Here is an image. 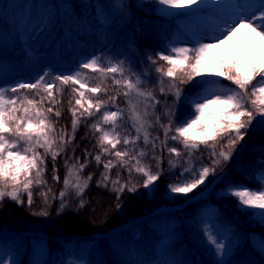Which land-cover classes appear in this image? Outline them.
Listing matches in <instances>:
<instances>
[{"label":"trees","instance_id":"obj_1","mask_svg":"<svg viewBox=\"0 0 264 264\" xmlns=\"http://www.w3.org/2000/svg\"><path fill=\"white\" fill-rule=\"evenodd\" d=\"M192 9L180 10L181 13H176L177 10H162L157 0H2L0 86L14 85L19 82V77L28 74L36 78L38 72L31 71V66L41 70L49 66L48 78L53 81L58 74L76 72L82 58L101 57L104 67L109 62L123 61L125 75L132 79L140 76L144 81L142 88L152 90L160 100L155 115L162 117L161 123H168L163 114L170 108L175 112L173 127L178 126L189 111L188 106L183 102L177 103L171 94L165 97L159 93L161 85L154 69L156 66H163L166 70L167 65L159 60L157 65H153L148 58L156 59L160 52L169 54L173 40L183 41L189 38L190 44L183 43L182 47L193 46L195 40L185 35L182 29ZM41 23L44 26L35 35ZM26 42L34 48L33 58L25 53ZM244 44L243 35L237 47L212 55L210 63L214 64L218 58L227 56L230 52L235 53ZM80 71L82 82H87V87L101 84L108 89L107 93L98 94V98L107 100L119 93L116 106L110 104L98 113L93 109V116L81 117L73 142L64 148L55 161L50 155L45 158L42 167L45 168L44 179L47 185L33 187L34 204L31 207L26 203V196L23 207L9 199L0 204V264H36L38 243L42 241L41 244L46 248L41 264H74L70 262V250L80 251L87 247L91 248L95 264H142L144 255L155 252L161 229L165 225H173L175 229L168 251L181 255L180 264H219L199 236V221L211 205L216 206L217 217L222 223L230 225L238 241L230 264H264V245L259 239L264 240V224L250 210L241 209L234 197L223 192L231 184H260V180L254 175L257 167H264V124L260 122V117L253 120L244 140L237 144L232 158L222 162L215 174L209 175L204 184L188 194H171L167 185L175 183L184 168L199 170L202 166H211L213 157L207 146L201 145L200 150L189 158L181 143L169 140L167 147H176L183 154L176 158L175 154H169L162 147L164 134L158 126L150 129L151 137L159 138L155 141V151L150 144H143L142 137L135 146L118 144L113 152L127 148L134 155L135 151L143 149L147 156L142 159V163L149 165L153 172H163L157 181L156 190L151 192L143 187L146 177L134 171L129 175L126 167L117 165L111 171V179L119 176L122 183L137 186L135 193L126 191L118 201L111 183L107 187L98 184L103 179L101 174L105 172L103 164L116 158L104 154L100 165H97L94 156L100 152L97 143L101 133L96 132L93 125L100 120L105 110H116L118 107L124 109L125 113L124 119L118 121L120 127L117 132L121 141L125 136H135L131 122L127 119V101L130 98L135 101L136 97L134 93L131 97L124 96L125 89L112 83V74L102 80L99 72L86 69ZM116 78L121 77L117 75ZM230 83L224 81L226 85ZM255 83L254 81L253 84ZM55 85L62 89L55 93L56 99L60 101L55 107L61 115L56 117L54 113L50 114V119L57 130V137L66 133L67 138V135L72 134L70 109L76 106L75 100L80 98L73 89L79 85L71 82L61 85L59 81H55ZM183 87L186 94L191 95L194 91L190 84ZM250 90L251 86L249 93ZM27 94L29 98H33L35 91ZM40 95L46 94L41 91ZM35 98L39 99L38 96ZM90 98L95 97L85 91V100ZM49 106L45 103L43 108L46 110ZM140 108L143 109V104ZM149 111L152 109L149 108ZM152 119L154 122V117ZM104 127L107 130L110 125ZM227 140L228 137H224L216 142L217 153L221 148L227 150ZM209 144L212 142L209 141ZM86 150L90 153L87 157ZM39 151L43 153L44 150ZM154 156L160 158L158 167ZM77 158L79 163L88 160L81 178L86 179L91 174L92 179L81 196H76L75 190L69 192L67 206L57 215L60 201L53 200L52 196L55 194L59 197L67 168L76 163ZM170 159L176 164L175 168H170ZM132 163L134 161L128 167ZM76 166L79 167V164ZM53 168L60 177L59 182L52 178ZM49 188L52 191L48 196L49 203L45 205L40 193L47 192ZM81 199L84 201L83 207L80 206ZM118 203L121 205L119 208ZM44 208L49 212L47 217L33 215ZM3 254L7 256L5 259V256L1 259Z\"/></svg>","mask_w":264,"mask_h":264},{"label":"snow or ice","instance_id":"obj_2","mask_svg":"<svg viewBox=\"0 0 264 264\" xmlns=\"http://www.w3.org/2000/svg\"><path fill=\"white\" fill-rule=\"evenodd\" d=\"M199 0H157L162 6V10H186L192 5H196ZM250 29L255 34L252 37L244 32ZM243 34L245 44L235 53H229L217 59L211 64L212 53L216 49H221L233 37ZM213 42H204L205 40ZM169 54L163 52L157 53V58L148 59L153 65L157 61L166 62V70L163 66H156L155 72L158 74V81L161 85L159 93L165 97L171 94L175 97L177 103L183 102L188 106L189 111L178 126L173 127L175 122V112L168 109L163 114L168 123H161L162 117L155 115V110L160 104L156 94L152 90H144L142 84L144 81L140 76L132 79L125 75L124 62H109L104 67L101 57L92 56L80 62L76 72L71 74H58L49 82L48 72L39 75L33 82H17L14 85L0 86V204L5 199L23 207L26 203L29 207L34 204L33 187L47 185L44 179L45 158L51 156L55 161L56 157L70 145L75 139L76 130L81 123V117H91L95 113L107 108L110 104L116 106L117 96H111L107 100L98 98V94L107 93L108 89L101 84L96 87H87V82H82V73L80 69H86L93 72H99L101 79L111 75L112 83L116 86H122L125 91L123 95L131 97L135 94V101L128 99L127 119L131 122V127L135 131V136H125L120 139L117 128L120 127L118 121L123 120L124 109L116 107V110H105L102 117L93 127L96 132L101 133L98 138L97 146L100 152L94 156V160L99 166L104 154L113 155L116 159H109L103 164L105 172L102 173L103 179L98 184L105 187L111 183L113 191L117 193V200L126 191L135 193L137 186H129L128 182H121L119 176L111 179V171L117 165L121 168H127L129 175L133 173L142 174L146 179L143 181L145 189L154 192L157 187V181L163 175L162 170L153 172L149 165L142 163V159L147 153L140 149L135 154H130L129 149L124 151H115L118 144L137 145L143 138L145 146L151 145L152 150H156L155 141L158 137L152 138L150 129L158 126L164 134V140L161 141L162 147L167 149L169 154H175L180 158L183 154L176 147H167L168 141L179 142L187 150L189 158L193 153L200 150L204 145L210 149L211 166H202L199 170L193 168H184L176 182L167 185V190L171 194H188L198 186L205 183L209 175L216 173L217 168L222 162L229 161L237 149V144L244 140L247 130L252 125L253 120L258 116L260 122L264 124V6H260L256 11L246 13L242 6H237V18L229 21L223 26H219L213 31V34L203 37L193 42L192 47L172 46L169 48ZM119 75L121 78L117 79ZM165 78L167 83L165 84ZM223 78V79H219ZM55 81L61 85H67L70 82L79 85L73 91L79 94V99L75 100L72 107V134L66 133L56 135V128L50 119V114L56 117L61 115L56 109L60 103L56 99L55 93L62 91L56 88ZM224 81L231 82L230 85L224 84ZM256 82L253 84V82ZM190 84L194 90L191 95L186 94L184 85ZM249 86L251 90L249 93ZM198 89V90H197ZM26 90V91H22ZM35 91V96L29 98L27 92ZM41 91L46 95H40ZM85 91L91 93L94 99L85 100ZM39 97L36 99L35 97ZM48 103L50 106L45 110L43 105ZM87 104V107H85ZM143 104L141 110L140 105ZM39 105V106H38ZM149 108L152 111H149ZM82 109V111H81ZM79 113V115H78ZM152 117H154V122ZM104 125H110L105 129ZM224 137H228L227 150L223 148L216 152V142ZM209 141L212 144H209ZM105 145H109L107 147ZM43 149V153L39 151ZM90 153L85 151V156ZM127 157V159H126ZM218 157V158H217ZM159 166V157H153ZM130 167L128 165L133 162ZM67 160L65 164L67 165ZM79 164V167L76 164ZM170 168H175L173 160H169ZM88 166V160L68 166L67 174L64 177V187L59 192V197L53 194L52 199H59L60 211L67 206L66 198L70 191L75 190L76 196L81 194L88 187L92 179L91 174L86 178H81V173ZM53 168V180L59 182L60 177L55 174ZM189 177H192L189 179ZM49 188L47 192H41L45 205L49 203ZM225 195L234 197L241 209H248L253 212L264 214V174L260 177V187L250 189L247 185L237 184L229 186ZM84 201L81 199L80 206L83 207ZM121 207L118 203L117 208ZM258 210V211H256ZM33 215L47 217L49 212L46 208ZM208 243L214 246L216 254L223 256L227 247L219 239V234L213 235L211 230L205 233Z\"/></svg>","mask_w":264,"mask_h":264},{"label":"rangeland","instance_id":"obj_3","mask_svg":"<svg viewBox=\"0 0 264 264\" xmlns=\"http://www.w3.org/2000/svg\"><path fill=\"white\" fill-rule=\"evenodd\" d=\"M2 0H0L1 2ZM242 6L243 10L246 13H251L256 11L260 6H264V0H199L196 5H192V11L189 13V18L186 23L183 24L182 29L183 33L190 37L191 39L197 41L203 37L213 34V31L219 28V26H223V24L232 21L237 18V6ZM4 17V15L2 16ZM205 29L206 32L202 31ZM244 32L248 33L252 37H255L254 33H251L250 29H245ZM243 34L237 35L233 37L232 41H229L226 45H224L221 49H216L213 51L212 55L223 53L224 51L233 49L237 47L242 40ZM190 39L185 38L183 41L173 40L172 46L182 47L183 43L190 44ZM204 42H213L210 40H205ZM26 50L25 53L29 55L30 58L34 57V48L28 42L25 44ZM85 60V58H83ZM33 72H38L39 75L43 74L45 71H42L39 67L31 66L29 67ZM49 66L46 67V70ZM48 79V77H47ZM35 77L31 74L20 79V82H33ZM49 82L52 80L48 79ZM255 178L260 179L261 175L264 174V167H257L254 171ZM242 185H247L245 183H237ZM232 184L229 186L237 185ZM228 186V187H229ZM250 189H258L260 184L257 183L256 186H249ZM226 187L223 192L225 193ZM258 211V210H256ZM252 212V211H251ZM253 213V212H252ZM216 210L214 207H210V209L206 212L205 217L203 218L200 224L199 234L201 235L202 240H204L208 250L211 252L213 256H215L219 263L221 264H230L231 254L235 247V238L231 232V228L229 226H225L221 224L218 218L215 216ZM255 218H257L262 224H264V214L257 213L253 214ZM211 230L213 235L219 234V239H221L224 244L229 247L226 248L223 256H218L216 254L214 246L210 245L206 239V231ZM163 239H161L158 250L156 254H153L152 257L149 254L144 256L143 264H179L181 260V256H176L172 254L166 253L165 249L167 248V240L169 237V233L171 229L165 228L163 230ZM262 244L264 245V240L259 238ZM43 242V241H42ZM42 242L38 243L39 249V257L38 261L42 259V252L44 251V244ZM8 254V252H7ZM5 256L3 254L1 259ZM7 256L4 257V259ZM70 259L75 264H93L91 260V251L90 248H86L81 251H77L76 249H71L70 251Z\"/></svg>","mask_w":264,"mask_h":264}]
</instances>
